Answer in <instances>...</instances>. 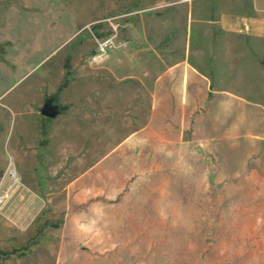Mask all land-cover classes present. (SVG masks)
Masks as SVG:
<instances>
[{"label":"rangeland","instance_id":"rangeland-1","mask_svg":"<svg viewBox=\"0 0 264 264\" xmlns=\"http://www.w3.org/2000/svg\"><path fill=\"white\" fill-rule=\"evenodd\" d=\"M173 1L0 0V165L19 176L0 264H264V139L156 125L150 89L111 88L91 65L143 9L163 28ZM50 95L55 118L40 113Z\"/></svg>","mask_w":264,"mask_h":264},{"label":"crops","instance_id":"crops-1","mask_svg":"<svg viewBox=\"0 0 264 264\" xmlns=\"http://www.w3.org/2000/svg\"><path fill=\"white\" fill-rule=\"evenodd\" d=\"M173 4H183L184 10L174 9L163 28L146 23L144 12L149 9L138 13V23L98 63L102 79L109 87L114 82L122 86L136 82L150 89L156 125L159 115L158 121L170 123L199 121L205 138L217 133L224 144L226 135L264 139V0ZM162 30L167 41H161ZM97 52L98 48L92 56ZM256 122L261 133L254 132ZM13 161L9 158L0 165V180Z\"/></svg>","mask_w":264,"mask_h":264},{"label":"built area","instance_id":"built-area-1","mask_svg":"<svg viewBox=\"0 0 264 264\" xmlns=\"http://www.w3.org/2000/svg\"><path fill=\"white\" fill-rule=\"evenodd\" d=\"M115 44L112 37L104 38L98 41V52L91 58V63L102 62L107 54L108 49ZM19 186L18 171L13 162H9L7 170L0 180V208L4 207L14 196Z\"/></svg>","mask_w":264,"mask_h":264},{"label":"water","instance_id":"water-1","mask_svg":"<svg viewBox=\"0 0 264 264\" xmlns=\"http://www.w3.org/2000/svg\"><path fill=\"white\" fill-rule=\"evenodd\" d=\"M62 112V105L57 101L56 95H50L45 98L44 104L40 109L43 116L55 118Z\"/></svg>","mask_w":264,"mask_h":264}]
</instances>
